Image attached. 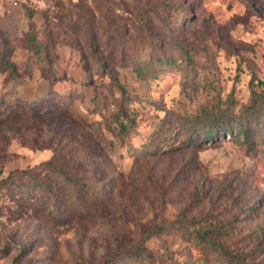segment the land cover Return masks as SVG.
Segmentation results:
<instances>
[{
    "label": "rangeland",
    "instance_id": "374dc122",
    "mask_svg": "<svg viewBox=\"0 0 264 264\" xmlns=\"http://www.w3.org/2000/svg\"><path fill=\"white\" fill-rule=\"evenodd\" d=\"M44 95L0 264H264V0H0V108Z\"/></svg>",
    "mask_w": 264,
    "mask_h": 264
},
{
    "label": "trees",
    "instance_id": "16d2710c",
    "mask_svg": "<svg viewBox=\"0 0 264 264\" xmlns=\"http://www.w3.org/2000/svg\"><path fill=\"white\" fill-rule=\"evenodd\" d=\"M41 47H38V50ZM37 50V51H38ZM5 63H7L9 66H13V64L9 61H5ZM18 77V76H15ZM45 80H47L49 82V91L50 93H57L58 90L55 89V84L53 83V81H51V79L48 78V76H44L43 77ZM52 91V92H51ZM49 96V95H48ZM47 95L42 96L40 99L36 98L33 100H22L20 99V103L17 104L18 110H16L15 112H12L10 115H8V113H5L2 108H0V134L3 133L4 134V128L6 125H13L18 123L19 121L22 122V124H29L30 122L34 121V122H40L41 126L39 128V132L41 133H37V134H43L46 126H50L51 124H53L55 122V124L58 123L59 119L57 120V116L55 117L54 114V106L50 107V108H44V109H35L34 106L39 105L41 102V100L45 99L48 97ZM25 103V105H22L23 103ZM22 103V104H21ZM69 117V115H66V118ZM221 119L223 118V116L220 117ZM69 119V118H68ZM75 126L77 127H82L83 124H79L77 121H74ZM73 125V124H72ZM70 126V124H69ZM28 130L31 131V128H29V125L27 126ZM216 127H220L219 124L214 123L210 126H208L206 129L210 130V129H214ZM224 127V126H221ZM241 132H245L247 134V136H250L249 134V129L246 127L240 128ZM34 133V135H37ZM5 138V135L3 136ZM32 142L35 144H39V137H33Z\"/></svg>",
    "mask_w": 264,
    "mask_h": 264
}]
</instances>
